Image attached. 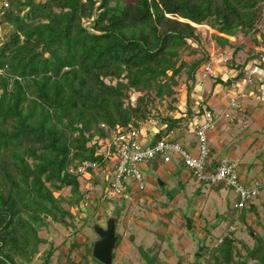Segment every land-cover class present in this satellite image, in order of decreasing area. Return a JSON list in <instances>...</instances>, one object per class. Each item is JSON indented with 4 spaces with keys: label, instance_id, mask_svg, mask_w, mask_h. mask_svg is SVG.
I'll list each match as a JSON object with an SVG mask.
<instances>
[{
    "label": "trees",
    "instance_id": "trees-1",
    "mask_svg": "<svg viewBox=\"0 0 264 264\" xmlns=\"http://www.w3.org/2000/svg\"><path fill=\"white\" fill-rule=\"evenodd\" d=\"M263 8L264 0H0V264H31L46 242L38 230L49 220L73 229L89 190L85 184L80 188L79 175L70 168L97 161L102 173L106 161L99 139L137 127L157 107L163 129H178L181 137L204 108L213 111L208 94L194 108L188 105L197 77L203 84L206 78L214 85L229 84L219 74L202 76L210 59L198 49V25L213 29L220 50L234 48L226 69L236 71L235 79L244 77L247 64L264 68V48L250 47L248 59L235 62L243 48L239 33L252 35L254 45L258 35L264 39ZM200 50V57L187 59ZM183 75L184 110L177 105ZM252 82L255 94L261 82L254 76ZM134 92L139 94L131 103ZM239 113L234 117L245 115ZM210 150L207 162L214 168L217 157ZM90 177L85 183L98 186ZM64 187L68 198L55 194ZM255 198L234 206L252 243L237 235L236 225L215 246L201 242L193 264H264V234L246 219L252 213L259 221ZM119 242L118 237L115 248ZM92 245L85 247V260L66 255L57 264H87L86 257L92 259L89 264H102L92 256ZM161 245L155 241L144 249L145 264H167L158 257ZM80 246L74 241L71 249ZM51 256L50 245L40 264H50Z\"/></svg>",
    "mask_w": 264,
    "mask_h": 264
},
{
    "label": "rangeland",
    "instance_id": "rangeland-1",
    "mask_svg": "<svg viewBox=\"0 0 264 264\" xmlns=\"http://www.w3.org/2000/svg\"><path fill=\"white\" fill-rule=\"evenodd\" d=\"M263 25L264 8L262 19L259 23L260 29L264 31ZM197 32L200 34L198 49L203 48L208 52L209 56L212 53H216L219 47L211 37L213 29L209 25L201 24L197 26ZM251 37L252 35H244L242 33H239L237 37L238 43L243 46L242 49H238L236 52L235 62L240 63V65L250 56V47L259 52L264 48V39L258 35L256 41L259 44L254 45ZM191 46L196 47L197 44L194 43ZM233 51L234 48H230L227 51V55L231 57ZM201 52L202 50L196 55H188L187 59L200 57ZM227 73L232 74L233 70H227ZM253 76L257 77L258 74ZM184 77L183 75L180 78L181 82L178 87L180 100L177 102L178 107L182 110L185 109ZM210 80L211 78L204 79L205 88L202 87L206 91ZM253 82L245 83L244 94L253 92V89H256V87L253 88ZM201 88L196 86L194 91L199 93ZM218 91L219 89L217 88L214 94ZM221 91L223 92V89ZM138 94V92L131 94V103H134V98ZM231 95L233 96V93ZM197 99L200 101L199 97ZM241 100L239 103L245 105L247 102L250 108H253L252 111H256L264 103L254 97V94ZM193 101L192 99L188 104L189 107L194 108ZM223 104L214 105L212 107L213 111L219 114L222 111L221 109L224 108ZM239 108L237 110L241 112L240 110L243 108ZM234 110L235 107L225 105V111L229 116L226 118L222 116L218 126L219 124H225L228 125V128L225 130L222 128L216 134V130L209 133V147L215 148V156L236 162L238 174L245 184L258 183L261 186L264 183V126H260L256 122L255 111H253L252 115L244 113L245 115H241L237 119L234 117ZM238 112L236 111V113ZM173 114L176 116L178 112ZM263 118L261 116V119ZM252 119L253 122H251ZM232 121L235 122L232 123ZM262 122L264 124V119ZM140 125L142 123H139L138 126ZM149 128L151 130L154 129L151 125L141 126L142 139L144 138L147 141H151L155 135V132H152L154 134L150 137L151 130ZM183 131L184 129H182ZM183 136L184 139H181V141L184 146L189 151L194 152V149L186 146L185 143V139H190V137L187 134ZM157 159L159 158L157 157ZM145 166L147 167L143 169L145 189L140 191L133 189L126 196L113 199L102 197L103 188L110 175L106 179V173H101L100 170L92 171L90 173L91 177L86 174L85 177H90L89 181L96 180L100 186H95V189L88 191L85 201L79 205L80 209H82L79 213L76 212V207H72V211L76 212L73 229L49 220L46 227L38 230V235L44 238L46 242L39 247L38 253L31 264H40L41 255L44 254V250L50 245L52 247L50 264H57L58 258L62 262L65 261L66 255H69V258L75 262L82 261L85 258V247L90 246L97 239V235L92 230L90 223H98L104 227L106 219L111 215L118 217L115 233L120 238L118 246L113 250L111 264H145L142 258L145 255L144 249L146 251L147 247L155 241L162 243V250L159 252L158 257L165 260L167 264H193V254L201 242L205 244L213 243L214 245L218 243L219 236H223L230 230L234 231L235 228L233 227L236 225L239 226L237 235L248 244L252 243L250 230H248L244 222L240 221V212L234 207L237 196L231 187L224 186L220 189H215L208 183L198 181L189 169L179 161L176 155H172V159L169 162L161 161L149 164L145 162ZM84 178H79L81 189H84V184L88 186ZM197 189L200 191L197 192ZM55 194L68 198L70 195L69 187H64ZM263 196L264 189L260 188L259 196L254 199L258 208L259 221L257 222V218L252 213H248L246 219L250 227L264 234ZM62 205L68 207L65 200L62 201ZM188 219L190 221L198 220V223L192 229H189ZM233 220L234 222L231 223ZM200 223L202 224L200 225ZM259 224L262 226H259ZM203 226L205 229L210 227L211 230L209 229L204 241L202 240L204 237L200 241L198 238L201 235H205ZM74 241L80 243L81 246L71 249V244ZM86 260L87 264L92 262L89 257H86Z\"/></svg>",
    "mask_w": 264,
    "mask_h": 264
},
{
    "label": "built area",
    "instance_id": "built-area-1",
    "mask_svg": "<svg viewBox=\"0 0 264 264\" xmlns=\"http://www.w3.org/2000/svg\"><path fill=\"white\" fill-rule=\"evenodd\" d=\"M4 5L7 4L4 3ZM209 59V62L201 68L202 76H216L219 74L224 81H229V84L225 86L219 97L228 107L233 106L235 109L239 107L240 97L245 96V83L252 82L254 74H258L257 80L261 82L254 97L264 102V68L253 64L249 65L246 67L244 77L235 79L236 73L234 71L232 74L227 73L225 67L230 60L227 51L219 48L216 53L210 54ZM201 85L202 80L197 77L194 87ZM232 93L233 96L231 95ZM251 93L253 94V92ZM197 97L200 98L201 96L196 93L193 97V102H200ZM158 110H160L159 107L152 109L148 118L142 123V125L148 124L154 127L152 132H155V135L157 133L160 135L156 140H154V135L151 142H143L142 125L128 127L120 131L112 130L108 137L98 140L100 145L99 152L103 156L102 160L106 161L102 172L106 173V179L110 175L103 188L102 197L113 199L126 196L133 189L139 191L145 189V174L143 172L145 162H149L156 157L162 158L164 162H169L172 159V155H176L179 161L191 171L198 181L210 185L222 182L225 186L231 187L237 196V200L234 203L235 207H243L258 196L260 187L264 188V183L261 186L258 183L245 184L238 174L236 162L219 158L214 168L208 165L207 159L211 152L208 144L209 133L217 129L222 116L225 118L229 116L225 110L216 114L214 111L204 108L201 114L190 120L182 134H187L190 137V139H186L185 143L186 146L193 148L194 152L189 151L184 146L180 136L176 137L180 130L163 129L156 117ZM100 166L101 164L97 161L84 160L76 168L71 167L70 171L77 173L79 178H84L86 174L91 176L88 169L95 172L100 170ZM95 186L89 183L87 189L91 191Z\"/></svg>",
    "mask_w": 264,
    "mask_h": 264
},
{
    "label": "crops",
    "instance_id": "crops-1",
    "mask_svg": "<svg viewBox=\"0 0 264 264\" xmlns=\"http://www.w3.org/2000/svg\"><path fill=\"white\" fill-rule=\"evenodd\" d=\"M213 82V80L211 81L210 80V84H208V86L206 87V89H207V91L204 89L205 88V85L202 83V85L201 86H198V87H202L201 88V91L199 92V93H197L198 95H207L208 94V96L210 97L209 98V100H208V103L212 106V107H214V105H216V104H222V103H224L222 106H224V108L223 109H221V110H225V102L224 101H222L219 97H220V95H221V90L222 89H224L225 88V84L223 85V84H220V83H217V84H213L212 83ZM219 89V91L218 92H216V94H214V91L216 90V89ZM211 93V94H210ZM248 94V95H247ZM251 92L250 93H246L245 94V96H242V97H240V100H239V102H241L242 100L241 99H243V98H245V97H251ZM247 99V98H246ZM263 104V105H262ZM260 106H262V107H260L259 106V108L255 111V110H253V111H255L256 112V114H255V120H256V122L260 125V126H264V124H263V122H262V120L264 119H261V116L262 117H264V103H262ZM239 107H241V108H243V109H241L240 111V113H250L251 115L253 114V111H252V109L253 108H250V105H248L247 104V102H246V104L244 105V104H239ZM243 110V111H242ZM234 111H237L236 109L234 110ZM239 113V114H240ZM250 116V115H249ZM233 122H235V121H232V123ZM240 122V121H239ZM239 122H236V123H239ZM251 122H253V119L251 120ZM236 123H234V124H236ZM241 124H242V122H241ZM146 125H148V124H146ZM150 126V125H149ZM223 128V130H225L226 128H228V125H225V124H223V125H221V124H219V126H218V128L216 129V131H215V134L218 132V131H220L221 129ZM149 130H151L150 128H149ZM151 133H150V137H151V135H152V130L150 131ZM212 133V132H211ZM184 135V133L181 135V137H180V139H184L183 136ZM149 137V136H148ZM143 140V142L144 143H148V142H151L150 140L149 141H147L146 139H142ZM185 141H186V139H185ZM214 149V151H215V148H213ZM213 155L215 156V153L213 152ZM215 157H217V158H215V160H218L219 159V157L218 156H215ZM217 162V161H216ZM150 162H148V164H149ZM144 168H147L146 166H144ZM264 189V188H263ZM264 197V196H263ZM262 204H264V203H262ZM197 221V222H196ZM189 222V225L190 226H188V228L189 229H192L193 227H194V225L196 224V223H198V220H195V221H188ZM202 223H200V225H201ZM203 228H204V226H203ZM205 229V228H204ZM203 229V230H204ZM209 229L211 230V228L209 227V228H207V229H205V235H201L198 239L201 241V239L202 240H204L205 239V236L207 235V233L209 232ZM221 238H222V236H219V238H218V240H221ZM162 244V243H161ZM162 246V245H161Z\"/></svg>",
    "mask_w": 264,
    "mask_h": 264
},
{
    "label": "water",
    "instance_id": "water-1",
    "mask_svg": "<svg viewBox=\"0 0 264 264\" xmlns=\"http://www.w3.org/2000/svg\"><path fill=\"white\" fill-rule=\"evenodd\" d=\"M157 133L154 136V140L159 138ZM115 215H111L106 219L105 226H101L98 223L92 225V230L96 233L97 239L92 246V256L101 262L102 264H111L113 260V250L115 248L116 240L118 236L115 233L116 230Z\"/></svg>",
    "mask_w": 264,
    "mask_h": 264
}]
</instances>
